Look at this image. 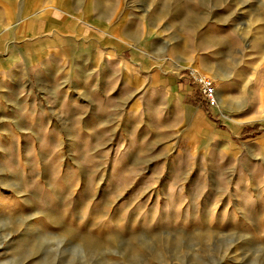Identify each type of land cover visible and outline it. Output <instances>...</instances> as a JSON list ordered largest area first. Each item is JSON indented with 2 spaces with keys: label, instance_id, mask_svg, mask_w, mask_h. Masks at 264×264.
Instances as JSON below:
<instances>
[{
  "label": "rangeland",
  "instance_id": "rangeland-1",
  "mask_svg": "<svg viewBox=\"0 0 264 264\" xmlns=\"http://www.w3.org/2000/svg\"><path fill=\"white\" fill-rule=\"evenodd\" d=\"M2 57L0 264H264V0H0Z\"/></svg>",
  "mask_w": 264,
  "mask_h": 264
},
{
  "label": "crops",
  "instance_id": "crops-1",
  "mask_svg": "<svg viewBox=\"0 0 264 264\" xmlns=\"http://www.w3.org/2000/svg\"><path fill=\"white\" fill-rule=\"evenodd\" d=\"M110 45L113 46V47H115V48H117V49H121L122 48V44L120 42L116 41V40H111ZM2 58L0 59V63L6 62L8 60L7 58L6 59H4V58L2 59ZM97 58L98 57H96V55H95V56L92 57L91 60H95V62H97L98 61ZM122 64H124L122 66L124 68L123 71H125V74L124 75L126 76L127 75L126 73L129 70V66L126 63H124V62H122ZM193 71L196 72V73H200V72H203L204 73V71L202 69H197V68H194ZM211 78L214 79L212 76H211ZM160 81H164V83L166 85V88H165L166 97L165 98H166L167 102L169 104H173V105H180V106L183 105L182 104V95L181 94H178V93H176L174 91L175 78L172 76V77H168V78H162ZM216 95H217V100H219L218 103L220 105H222V107H224L223 104L225 103V98H224L223 92L221 90H216ZM182 107L185 110H187L190 115H192V114H200L199 111H197L195 109H192V108H190L188 106H182ZM222 117H223L224 120H230L231 123H229V126H230V128L232 130H235L233 128V126L230 125V124H232L233 120L229 119V117L224 116V115ZM234 122H236V121H234ZM215 134H216V136L221 137L222 140H225V141L228 140V132L223 131L222 133L221 132L219 133V131L216 130Z\"/></svg>",
  "mask_w": 264,
  "mask_h": 264
},
{
  "label": "built area",
  "instance_id": "built-area-1",
  "mask_svg": "<svg viewBox=\"0 0 264 264\" xmlns=\"http://www.w3.org/2000/svg\"><path fill=\"white\" fill-rule=\"evenodd\" d=\"M191 80L196 85L202 103L208 108L217 107V95L214 82L207 76L190 74Z\"/></svg>",
  "mask_w": 264,
  "mask_h": 264
},
{
  "label": "bare ground",
  "instance_id": "bare-ground-1",
  "mask_svg": "<svg viewBox=\"0 0 264 264\" xmlns=\"http://www.w3.org/2000/svg\"><path fill=\"white\" fill-rule=\"evenodd\" d=\"M199 74L203 75L204 73H203V72H200ZM207 75H208V74H207ZM207 77H208V76H207ZM209 78H210V77H209ZM210 79H211V78H210ZM219 94H220V93H219ZM218 102H219V100H217V106H218V109H220V107H219L220 104H219ZM215 110H216V109H215Z\"/></svg>",
  "mask_w": 264,
  "mask_h": 264
}]
</instances>
